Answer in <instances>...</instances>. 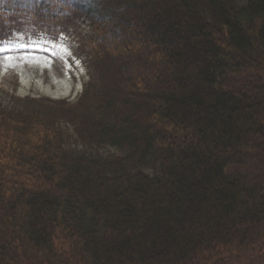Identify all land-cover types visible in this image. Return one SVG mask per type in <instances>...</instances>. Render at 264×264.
<instances>
[{
  "label": "trees",
  "instance_id": "trees-1",
  "mask_svg": "<svg viewBox=\"0 0 264 264\" xmlns=\"http://www.w3.org/2000/svg\"><path fill=\"white\" fill-rule=\"evenodd\" d=\"M74 1L0 0L119 49L95 60L114 85L60 115L75 132L3 117L0 264H264V0Z\"/></svg>",
  "mask_w": 264,
  "mask_h": 264
},
{
  "label": "rangeland",
  "instance_id": "rangeland-1",
  "mask_svg": "<svg viewBox=\"0 0 264 264\" xmlns=\"http://www.w3.org/2000/svg\"><path fill=\"white\" fill-rule=\"evenodd\" d=\"M88 24L80 22L77 31L72 33L70 41L60 45L59 49H52L50 54H25L20 56L21 66L29 64L33 68L43 69L41 75H36L33 70L26 75L21 73V66L15 61L5 62L0 65V86L15 88L12 76L7 77V72L20 73L18 79V93L24 97L28 93L36 95H47L50 97H62L66 95L67 88L71 87L73 81L83 79L86 75V56L81 54L79 47L83 45V38L88 34ZM53 39V38H51ZM49 40L43 39V46H49ZM61 77V78H58ZM16 78V77H14ZM72 80V81H70ZM22 91V92H21ZM15 92V91H13ZM78 93V91H76ZM125 152H121L123 155Z\"/></svg>",
  "mask_w": 264,
  "mask_h": 264
},
{
  "label": "snow or ice",
  "instance_id": "snow-or-ice-1",
  "mask_svg": "<svg viewBox=\"0 0 264 264\" xmlns=\"http://www.w3.org/2000/svg\"><path fill=\"white\" fill-rule=\"evenodd\" d=\"M17 47H25V45L19 43L18 37L9 40H0V54L11 51ZM14 59V57H5L0 55V62H11Z\"/></svg>",
  "mask_w": 264,
  "mask_h": 264
}]
</instances>
